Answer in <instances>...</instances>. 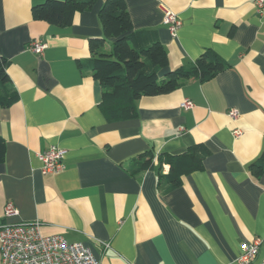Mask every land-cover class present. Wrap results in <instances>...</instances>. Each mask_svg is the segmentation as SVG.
Wrapping results in <instances>:
<instances>
[{
	"label": "crops",
	"instance_id": "crops-1",
	"mask_svg": "<svg viewBox=\"0 0 264 264\" xmlns=\"http://www.w3.org/2000/svg\"><path fill=\"white\" fill-rule=\"evenodd\" d=\"M44 1L0 0V57L18 93L14 105L0 108V224L39 222L43 235L82 243L99 264H238L241 246L255 240L250 264L260 263L264 175L255 179L249 166L264 148V2L258 13L254 0H124L131 27L156 31L167 52L159 76L207 49L227 68L141 97L135 117L109 121L99 83L77 67L90 57L88 40L104 37V0L62 29L32 18ZM165 9L180 21L175 37ZM104 40L110 50L113 40ZM34 41L45 45L41 54L30 51ZM52 145L66 151L63 169L42 175L37 157ZM195 145L209 152L203 169L169 192L156 169L127 170L143 152L179 155ZM168 170L164 164L160 172ZM7 202L18 216L4 217Z\"/></svg>",
	"mask_w": 264,
	"mask_h": 264
},
{
	"label": "trees",
	"instance_id": "trees-1",
	"mask_svg": "<svg viewBox=\"0 0 264 264\" xmlns=\"http://www.w3.org/2000/svg\"><path fill=\"white\" fill-rule=\"evenodd\" d=\"M96 0H45L32 7L34 20L44 21L55 27L69 26L76 13L90 10ZM124 0H104L98 12L103 38L88 40L90 57L78 61L80 70L91 73L101 87L100 107L109 121L127 120L137 115L135 103L141 97L167 95L182 87L187 81L206 82L227 68L213 51L207 49L188 66L168 68V55L158 40L156 31L134 30ZM105 38L112 39L111 49L106 50ZM8 62L0 57V108L18 101L5 69ZM5 142L0 137V164L5 158ZM209 152L203 145H195L179 155L155 154L146 151L127 166L132 175L156 169L158 178L165 179L170 190L178 188L184 176L201 171L203 160ZM168 165L166 175L162 165ZM255 179L264 175V148L260 157L249 166Z\"/></svg>",
	"mask_w": 264,
	"mask_h": 264
},
{
	"label": "built area",
	"instance_id": "built-area-1",
	"mask_svg": "<svg viewBox=\"0 0 264 264\" xmlns=\"http://www.w3.org/2000/svg\"><path fill=\"white\" fill-rule=\"evenodd\" d=\"M263 2L264 0H254V8L258 13L263 10ZM163 12L164 23L172 37H175L180 21L174 12L167 9ZM30 44V51L35 54H41L45 48L44 44L35 41ZM182 101L181 106L184 109L193 107L189 99ZM228 116L234 120L238 113L231 109ZM233 134L238 137L242 132L235 130ZM65 154L64 149L54 145L39 153L37 158L41 163V174L60 173ZM16 209L12 202H7L3 210L4 217L18 216ZM259 244V240L243 244L237 259L238 264L252 263L258 256ZM93 257L90 250L80 242L70 243L58 234L43 235L39 222L0 224V264H99ZM258 264H264V258Z\"/></svg>",
	"mask_w": 264,
	"mask_h": 264
}]
</instances>
